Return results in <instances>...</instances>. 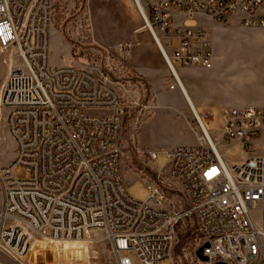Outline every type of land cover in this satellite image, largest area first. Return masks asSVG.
Instances as JSON below:
<instances>
[{
	"label": "built area",
	"instance_id": "1",
	"mask_svg": "<svg viewBox=\"0 0 264 264\" xmlns=\"http://www.w3.org/2000/svg\"><path fill=\"white\" fill-rule=\"evenodd\" d=\"M134 1L166 65L167 91L183 96L182 69H212L215 60L210 33L188 20L264 29V0ZM53 18L54 0H0V54L9 67L0 124L5 112L16 146L15 159L0 168V264H30L37 238L106 245L114 259L106 264H162L177 227L190 221L202 239L194 247L200 264H264V109H223L215 137L194 115L196 144L169 148L166 170L153 169L154 151L139 150L156 177L145 176L151 194L138 202L122 169L131 95L102 72L55 65ZM135 43L117 50L129 54ZM93 109L106 111L90 115ZM221 144L245 159L228 163ZM17 166L26 171L22 179ZM200 248L205 261L196 255Z\"/></svg>",
	"mask_w": 264,
	"mask_h": 264
},
{
	"label": "rangeland",
	"instance_id": "2",
	"mask_svg": "<svg viewBox=\"0 0 264 264\" xmlns=\"http://www.w3.org/2000/svg\"><path fill=\"white\" fill-rule=\"evenodd\" d=\"M55 5H59L60 10L54 12L51 29L52 62L102 72L131 95L121 140L122 169L127 193L134 200L144 202L151 194L146 177L156 176L144 165L148 164L147 159L135 153L154 151L157 158L152 164L153 169L166 170L170 163L166 154L169 148L196 144L197 132L192 127L198 129V126L194 114L183 94L167 91V68L165 65L157 67L154 53L157 45L143 28L144 21L134 0H54ZM195 21L211 35L214 66L212 69L183 68L182 79L215 137L223 126L220 116L223 109H264V29L219 25L202 16ZM134 39L136 43L129 54L118 52L119 44ZM161 62L164 64L162 58ZM8 73L9 67L3 63L0 54V94ZM105 111L93 109L88 113L101 115ZM219 151L228 163L245 159L239 149L225 144L219 146ZM15 152L4 112L0 124V168L14 160ZM15 175L22 179L26 171L17 166ZM2 184L0 178V213ZM201 242L194 222L180 224L175 231L170 258L162 264H200L195 258L194 247L200 246ZM27 259L30 264H87L94 261L106 264L114 261L106 245L87 241L55 244L41 239L33 241Z\"/></svg>",
	"mask_w": 264,
	"mask_h": 264
},
{
	"label": "bare ground",
	"instance_id": "3",
	"mask_svg": "<svg viewBox=\"0 0 264 264\" xmlns=\"http://www.w3.org/2000/svg\"><path fill=\"white\" fill-rule=\"evenodd\" d=\"M135 4H136V3H135ZM136 7H137V9H138V11H139V13H140V8L137 6V4H136ZM188 21H189V20H188ZM188 21H187V22H188ZM188 23H189V22H188ZM184 98H185V100L187 101V103L189 104V106H190V108H191L193 114H194L195 116H197V117L203 122V119H202V117H201V115H200V113H199V110H198L197 107L195 106V104H194V102H193V100H192L190 94L187 92L186 88H185V95H184ZM37 239H41V240H44V241H49V240L44 239V238H37ZM35 240H36V239H35ZM35 240H34V241H35ZM49 242H50V241H49ZM71 242H80V241H67V242H62V243H60V244H67V243H71Z\"/></svg>",
	"mask_w": 264,
	"mask_h": 264
},
{
	"label": "crops",
	"instance_id": "4",
	"mask_svg": "<svg viewBox=\"0 0 264 264\" xmlns=\"http://www.w3.org/2000/svg\"><path fill=\"white\" fill-rule=\"evenodd\" d=\"M189 22H192V23H194V24H198V22L199 21H194V20H192V21H189ZM154 53H155V56H156V61H157V67L158 68H163L164 67V65H165V63H164V61H163V63L164 64H162V62H161V55H160V53H159V50H158V48L157 47H155L154 48ZM163 60V59H162ZM165 67H166V65H165ZM198 110H199V113H200V109L199 108H197ZM15 156H16V152H15ZM15 159V158H14ZM3 185V184H2ZM2 189H3V202H2V208H1V212L3 211V209H4V206H5V196H4V188L2 187Z\"/></svg>",
	"mask_w": 264,
	"mask_h": 264
},
{
	"label": "water",
	"instance_id": "5",
	"mask_svg": "<svg viewBox=\"0 0 264 264\" xmlns=\"http://www.w3.org/2000/svg\"><path fill=\"white\" fill-rule=\"evenodd\" d=\"M202 252H203V248H200V249L196 252V255H197V257H198L200 260L205 261L206 258L203 257Z\"/></svg>",
	"mask_w": 264,
	"mask_h": 264
},
{
	"label": "trees",
	"instance_id": "6",
	"mask_svg": "<svg viewBox=\"0 0 264 264\" xmlns=\"http://www.w3.org/2000/svg\"><path fill=\"white\" fill-rule=\"evenodd\" d=\"M56 10H60V6H59V5H55V6H54V12H55ZM200 238H201V237H200Z\"/></svg>",
	"mask_w": 264,
	"mask_h": 264
},
{
	"label": "snow or ice",
	"instance_id": "7",
	"mask_svg": "<svg viewBox=\"0 0 264 264\" xmlns=\"http://www.w3.org/2000/svg\"><path fill=\"white\" fill-rule=\"evenodd\" d=\"M213 172H214V170H213Z\"/></svg>",
	"mask_w": 264,
	"mask_h": 264
}]
</instances>
